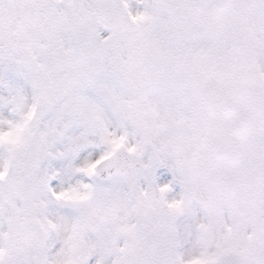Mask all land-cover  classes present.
Returning <instances> with one entry per match:
<instances>
[{"label": "snow or ice", "instance_id": "1", "mask_svg": "<svg viewBox=\"0 0 264 264\" xmlns=\"http://www.w3.org/2000/svg\"><path fill=\"white\" fill-rule=\"evenodd\" d=\"M0 264H264V0H0Z\"/></svg>", "mask_w": 264, "mask_h": 264}]
</instances>
